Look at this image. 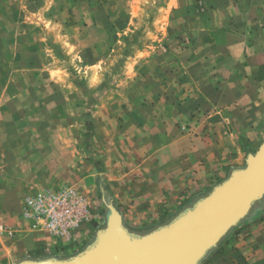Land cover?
<instances>
[{
	"label": "crops",
	"instance_id": "1",
	"mask_svg": "<svg viewBox=\"0 0 264 264\" xmlns=\"http://www.w3.org/2000/svg\"><path fill=\"white\" fill-rule=\"evenodd\" d=\"M198 3L196 9L194 0H176L174 39L134 59L141 62L142 101L96 128L98 162L82 155L74 165L65 156L55 164L47 159L48 186L67 183L69 175L59 176L70 172L99 193L97 199L84 192L92 215L79 240L66 244L34 230L18 196L0 200V264L78 253L101 228L106 195L130 232L146 234L206 196L258 149L264 141V0ZM259 202L200 264H264V198Z\"/></svg>",
	"mask_w": 264,
	"mask_h": 264
},
{
	"label": "rangeland",
	"instance_id": "2",
	"mask_svg": "<svg viewBox=\"0 0 264 264\" xmlns=\"http://www.w3.org/2000/svg\"><path fill=\"white\" fill-rule=\"evenodd\" d=\"M174 8L176 0H0V200L19 197L24 207L26 197L62 188L100 198L70 172L48 186L47 159L98 162L96 128L142 101L134 59L167 48ZM99 210L103 228L104 203Z\"/></svg>",
	"mask_w": 264,
	"mask_h": 264
},
{
	"label": "water",
	"instance_id": "3",
	"mask_svg": "<svg viewBox=\"0 0 264 264\" xmlns=\"http://www.w3.org/2000/svg\"><path fill=\"white\" fill-rule=\"evenodd\" d=\"M263 198L264 141L242 168L165 225L142 235L130 232L115 206L104 200L105 225L78 253L15 264H200Z\"/></svg>",
	"mask_w": 264,
	"mask_h": 264
},
{
	"label": "built area",
	"instance_id": "4",
	"mask_svg": "<svg viewBox=\"0 0 264 264\" xmlns=\"http://www.w3.org/2000/svg\"><path fill=\"white\" fill-rule=\"evenodd\" d=\"M22 212L24 220L30 222L34 230L44 231L70 244L79 240L80 229L92 215V206L85 195L62 188L26 197ZM3 230L14 235L7 227Z\"/></svg>",
	"mask_w": 264,
	"mask_h": 264
}]
</instances>
